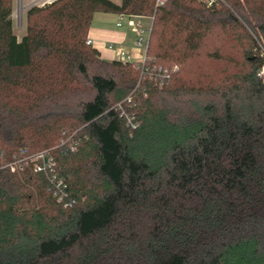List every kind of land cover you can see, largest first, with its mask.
<instances>
[{
  "label": "trees",
  "instance_id": "obj_1",
  "mask_svg": "<svg viewBox=\"0 0 264 264\" xmlns=\"http://www.w3.org/2000/svg\"><path fill=\"white\" fill-rule=\"evenodd\" d=\"M227 1L56 0L28 10L19 40L0 0L2 163L78 142L55 151L71 208L32 168L0 170V264H264V58L227 89L178 66L214 26L264 41V0ZM96 13L153 17L145 66H178L169 84L150 73L136 90L140 65L87 45ZM132 93L131 133L115 107Z\"/></svg>",
  "mask_w": 264,
  "mask_h": 264
},
{
  "label": "built area",
  "instance_id": "obj_2",
  "mask_svg": "<svg viewBox=\"0 0 264 264\" xmlns=\"http://www.w3.org/2000/svg\"><path fill=\"white\" fill-rule=\"evenodd\" d=\"M199 1L205 4L208 8H212L218 3L227 4V0ZM164 3L165 0H157V5H163ZM143 18L146 17L121 13L119 14V20L121 22L118 23V25L121 26L122 21L127 20L129 26L136 35L135 47L143 51L142 58L139 60L136 55H132L131 53H128L123 49H119L117 51V61L123 64L137 63L141 66V78L136 87V90L139 87L142 78L145 75H149L151 73L145 66V63L152 32L153 17H147L151 19V24L148 28L143 25L141 21ZM86 43L87 45H93V41L89 38L87 39ZM177 71L178 66H173L172 68H166L163 66L155 67L153 72L151 73V78H153L156 82H159L160 86H163L165 84H169L172 76ZM259 76H264V68L260 71ZM133 93L115 107L116 110L120 112V115L125 118L127 126L130 128L131 133L137 129L138 123L135 122V114L132 111H129L124 104H128L129 108H134ZM77 148L78 142L72 141V136H69L68 138H63L56 148L42 150L33 154H29L27 150H21L18 154L14 155L12 160L5 163H2L3 159L0 157V170L9 169L12 173H16L32 168L34 172L41 173L46 177L49 184V190L52 193L53 197L57 200V202L62 204L66 208H71L76 205L77 201L71 196L66 180L62 178L57 171L55 151L59 150L61 153L67 154L68 152H75Z\"/></svg>",
  "mask_w": 264,
  "mask_h": 264
},
{
  "label": "rangeland",
  "instance_id": "obj_3",
  "mask_svg": "<svg viewBox=\"0 0 264 264\" xmlns=\"http://www.w3.org/2000/svg\"><path fill=\"white\" fill-rule=\"evenodd\" d=\"M223 5L229 6L228 1ZM18 7L16 0L12 21L15 33L21 40L27 32V18ZM141 21L146 28L149 27L150 20ZM241 24L244 28L237 24L225 28L214 26L193 60L177 64L182 68V75L191 79L192 83L200 81L205 86L216 84L222 89L238 83L239 77L247 73L250 68L247 59L249 56L264 58V41H260L249 27ZM203 95L205 96L206 93L201 94V97ZM132 112L135 115L137 113L136 110Z\"/></svg>",
  "mask_w": 264,
  "mask_h": 264
},
{
  "label": "crops",
  "instance_id": "obj_4",
  "mask_svg": "<svg viewBox=\"0 0 264 264\" xmlns=\"http://www.w3.org/2000/svg\"><path fill=\"white\" fill-rule=\"evenodd\" d=\"M15 1L13 0V10H15ZM56 0H17L18 9L21 10L26 18L27 12L34 6L42 7L51 4ZM120 3L121 0H113ZM150 20L143 18L142 20ZM119 14L96 13L89 31L88 38L93 41L92 47L96 49L103 60L116 61L117 51L123 49L132 55H136L138 60L142 58L143 51L135 47L136 35L129 26L127 20L118 23Z\"/></svg>",
  "mask_w": 264,
  "mask_h": 264
}]
</instances>
